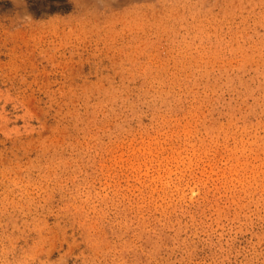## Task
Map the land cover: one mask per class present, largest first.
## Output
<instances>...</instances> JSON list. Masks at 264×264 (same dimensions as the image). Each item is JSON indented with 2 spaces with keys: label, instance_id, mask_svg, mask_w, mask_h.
<instances>
[{
  "label": "rangeland",
  "instance_id": "rangeland-1",
  "mask_svg": "<svg viewBox=\"0 0 264 264\" xmlns=\"http://www.w3.org/2000/svg\"><path fill=\"white\" fill-rule=\"evenodd\" d=\"M0 0V264H264V0Z\"/></svg>",
  "mask_w": 264,
  "mask_h": 264
},
{
  "label": "trees",
  "instance_id": "trees-1",
  "mask_svg": "<svg viewBox=\"0 0 264 264\" xmlns=\"http://www.w3.org/2000/svg\"><path fill=\"white\" fill-rule=\"evenodd\" d=\"M28 11L35 17L66 14L71 10L67 0H26Z\"/></svg>",
  "mask_w": 264,
  "mask_h": 264
}]
</instances>
